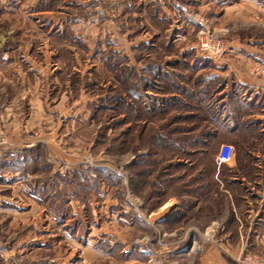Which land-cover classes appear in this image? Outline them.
<instances>
[{
    "label": "rangeland",
    "instance_id": "obj_1",
    "mask_svg": "<svg viewBox=\"0 0 264 264\" xmlns=\"http://www.w3.org/2000/svg\"><path fill=\"white\" fill-rule=\"evenodd\" d=\"M234 49L264 52V0H0V264H264V183L192 101Z\"/></svg>",
    "mask_w": 264,
    "mask_h": 264
},
{
    "label": "crops",
    "instance_id": "obj_2",
    "mask_svg": "<svg viewBox=\"0 0 264 264\" xmlns=\"http://www.w3.org/2000/svg\"><path fill=\"white\" fill-rule=\"evenodd\" d=\"M187 53L189 52L184 51L182 54L186 55ZM200 54L208 56L203 52ZM261 60H264L262 51L254 49L229 50L221 60H213L216 72L230 74L232 79V81L220 83L218 87L214 88L216 89L215 96H217L213 101L214 104L202 100L199 95L196 98L195 94L192 95V101L196 100V105L199 107L195 114L199 113L201 116L210 113L216 116L217 121L219 120L218 125L214 123L215 127L206 131L205 135L199 136L216 137L222 139V143L234 146L232 161L224 164L229 166L232 172L231 178L237 180V186L248 185L250 181L256 185L264 183V175L259 172L264 170L259 169V166L264 167V151H261L260 146L253 148L249 146L251 138L256 135H259L260 139H264V80L258 70L259 67H256L259 64L257 61ZM199 69L203 70L204 68ZM202 88L203 85H198L196 90ZM189 89L195 90L194 88ZM251 155L253 158H257L260 165L250 161ZM260 173L261 175H259ZM190 251L191 249L188 250V252ZM83 255L89 260L98 258L102 260L106 253L88 242L83 247ZM218 257L215 250L208 248L204 252L202 251L194 264H227L221 257ZM107 264L113 263L110 261ZM167 264H174V262L168 261Z\"/></svg>",
    "mask_w": 264,
    "mask_h": 264
},
{
    "label": "built area",
    "instance_id": "obj_3",
    "mask_svg": "<svg viewBox=\"0 0 264 264\" xmlns=\"http://www.w3.org/2000/svg\"><path fill=\"white\" fill-rule=\"evenodd\" d=\"M199 50L211 55L213 57H220L225 52V45L219 40L201 38L199 40ZM4 143V137L0 134V144ZM234 153L233 145L229 143H223L215 156V162L217 165L228 163Z\"/></svg>",
    "mask_w": 264,
    "mask_h": 264
}]
</instances>
